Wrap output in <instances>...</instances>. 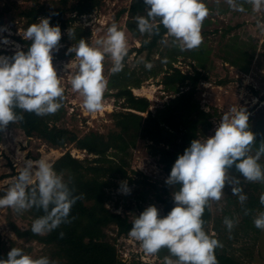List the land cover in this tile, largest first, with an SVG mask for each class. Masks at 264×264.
<instances>
[{"label":"trees","instance_id":"trees-1","mask_svg":"<svg viewBox=\"0 0 264 264\" xmlns=\"http://www.w3.org/2000/svg\"><path fill=\"white\" fill-rule=\"evenodd\" d=\"M101 5V0H50L49 2L28 0L25 5L13 3L15 9L12 12L0 8V27L7 17L24 18L26 28L37 23L41 17H50L52 26L59 25L61 32L68 29L72 33L70 37L67 33L64 39L78 43L79 39L83 38L89 42L90 28L82 25L74 27V24L78 14L92 13ZM206 5L212 15L203 23V36L209 33L205 27L212 21L215 22L214 15L229 9L228 6L226 8L219 6L216 1ZM126 11L128 12L127 29L135 39L139 40V46L129 50L128 57L124 61L125 67L120 73L113 74L109 71L104 96L113 97L115 108L108 112V121L102 123V130L86 131L77 123L71 122L70 119L75 118L77 112L74 109L73 114L68 116L66 89L64 106L56 114L40 117L32 113H23L22 121L8 126L18 127L30 138L37 137L55 149L64 150L72 145L82 151L86 150L87 153L80 159L73 156L68 149L53 161L57 173L69 175L65 180L69 181L74 194L82 196L71 209L69 216L71 223L62 224L56 230L42 236L32 234L30 230L32 224L22 229L11 223L12 230L19 238L42 243L47 251L45 256L53 264H130L120 257L116 241L121 236H129L135 218H131L129 213L125 212L132 211L134 207L132 201H129L124 202L123 213L112 210L108 206L109 202H113L111 190L121 187L122 182L126 181L128 186L135 187L130 194L125 195V198H130L131 194H134L137 203L147 200L152 190L156 201L163 206V213L160 216H167L175 207L172 197L175 189L168 186L165 181L178 156L184 153L193 139H199L208 131V127L202 126L193 115L195 110H199V102L196 99L197 85L202 77H206L198 67L207 68L211 60L212 49L208 48L207 39L203 38L202 45L191 51L165 47L160 43L165 34L162 26L159 36L148 37L141 35L137 30L134 18L137 15H146L144 0H132L130 6L121 9L118 14ZM233 29L234 26L230 24L222 27V36ZM215 31L218 32V29ZM18 38L24 44L22 49L27 51L29 42L23 37ZM257 48L256 42L235 35L226 41L220 49L222 53H219V56L248 73L257 54ZM133 50H136L137 54L145 53L143 59L153 64L151 70H147L143 63H137L141 57L135 65L128 63L129 55ZM70 55L73 56L74 53ZM179 57L196 61L194 69L183 71L176 66ZM259 64L264 68V58H260ZM158 76H161L160 82L169 99L153 109L151 106L154 101L148 96L135 94L133 88H140L145 81ZM248 112L251 130L256 133L258 146L259 142L264 141V106H258L256 103ZM69 121L71 123L68 125ZM1 139L2 132H0V141ZM138 146L143 149L145 155L152 157L155 165L157 164L161 174L164 175L162 178L153 179L142 170L131 169L133 152ZM88 154L96 156L90 157ZM35 158H38V155ZM261 163L264 164V158ZM232 172L239 176L234 167ZM140 186L142 189L139 188ZM241 186L247 196L244 204L232 194L231 186H226L222 200L219 203L214 202L211 209L206 208L203 216L205 230L223 244V248L216 250L218 264L260 263L256 261L257 258L264 261V231L256 228L253 222L259 213L264 212V205L259 202L260 196L264 194V184L245 183L241 178ZM119 206L121 205L117 199L114 207ZM28 212L32 214L33 220L44 214L42 210L35 208ZM226 217L238 221L231 231L223 222ZM212 230L216 233L212 234ZM168 255V250L165 248L156 255L158 260H161L159 262L146 263L135 257L133 262L164 264V257ZM6 258L7 254L2 251L0 245V259Z\"/></svg>","mask_w":264,"mask_h":264},{"label":"clouds","instance_id":"clouds-1","mask_svg":"<svg viewBox=\"0 0 264 264\" xmlns=\"http://www.w3.org/2000/svg\"><path fill=\"white\" fill-rule=\"evenodd\" d=\"M146 15L134 20L141 35L159 36L161 26L165 30L160 43L180 51L198 49L203 43L202 26L210 15L205 0H144ZM217 4L220 0H216ZM239 13L260 16L264 13V0H223ZM248 6V7H246ZM49 18L41 17L27 27L21 35L29 42L27 51L16 45L12 56L0 55V132L10 124L23 120V113L40 117L54 115L66 99L63 77L54 65V54L60 51L62 32L59 25L52 26ZM256 27L264 33V19L256 20ZM8 31L6 27L2 29ZM69 37L72 35L68 31ZM3 44L12 43L7 37ZM148 41H145L147 43ZM75 54L74 74L70 75L71 90L82 97V109L87 113L103 110V97L108 80L104 76L105 59H110L111 73H120L129 54L126 32L116 23L107 28L106 34L89 43L79 39L66 54ZM147 70L153 64L141 57ZM68 68V65H66ZM19 110V111H18ZM250 113L245 107L233 106L226 111L215 135L205 140L193 139L188 148L175 161L165 183L174 188L175 207L161 217L155 205L147 207L136 216L128 235L140 243L147 256H155L162 249L169 255L164 264H218L216 250L223 244L205 230L203 219L206 208L222 200L226 186L241 204L247 200L241 186L245 183L264 184V141L257 146L256 133L251 130ZM233 167L239 176L233 174ZM178 186V188H177ZM121 190L130 194L127 182ZM82 196L74 194L62 173L54 165L41 158L27 160L18 176L0 195V209H10L23 214L33 208L43 215L33 220L34 235L48 234L62 224L71 223V209ZM264 205V194L260 196ZM247 214V212H246ZM224 224L231 231L238 221L225 218ZM256 228L264 231V212L254 219ZM63 235V233H61ZM13 238V236H12ZM0 264H53L47 256L34 258L23 248L13 247Z\"/></svg>","mask_w":264,"mask_h":264},{"label":"rangeland","instance_id":"rangeland-1","mask_svg":"<svg viewBox=\"0 0 264 264\" xmlns=\"http://www.w3.org/2000/svg\"><path fill=\"white\" fill-rule=\"evenodd\" d=\"M27 1L28 0H0V8L12 12L15 9L13 3L17 5H25ZM41 1L49 2L50 0ZM101 1L102 5L96 7L92 13L78 14L74 27L82 25L90 28L89 42L91 44L95 39L103 37L106 34L107 28L110 27L111 24L116 23L121 30L126 32L129 42V50L135 46H139V40L135 39L130 34L126 26L128 12L126 11L123 14H118L121 9L129 7L132 0ZM212 1L216 0H205V3H211ZM219 6H224L226 8L228 5L225 4L223 0H220ZM263 14L264 13H261L260 16L257 17L251 13V10H248L246 13H239L234 12L229 8L225 12H218L215 14L213 18L216 19L215 22L212 21V23L205 27L209 33L203 36V38L207 39L208 48L212 49L210 53L211 60L210 64H208L210 67L200 68L196 65L205 73L206 77H202L197 85L196 99L199 102V110L197 109L193 113L194 117L200 121L202 126L208 127L206 135H202L199 138L202 141L207 139V137L215 135V130L219 126V121L229 108L233 106H241L249 110L250 107L256 103L258 106H264V68L259 64L260 58H264V33H261L256 27V20L258 18L262 19ZM210 15L212 14L210 13ZM227 24L233 25L234 29L225 36H222V27H225ZM24 25V18L17 16L14 19L6 18V21L0 27V55L11 56L14 55L17 50L16 45H19L21 49L24 47L23 42L18 38L22 37L21 35L27 29ZM4 27H6L8 31H3L2 29ZM215 29H218V32L215 31ZM19 33H21V35ZM67 33L68 29L62 32L63 38H61L60 42L62 47L58 53L54 54V65L57 68L58 75L64 76L63 86L68 93V101L66 104L68 116L73 114L72 112H74L73 110L75 109L77 114L75 118L70 119L71 122L77 123L86 131L90 129L102 130V123L108 121V112L115 108L114 99L111 96H104L103 110L94 114L87 113L82 109V97L71 90V86L68 82L70 75L74 74L76 71L74 66L76 62L75 54L71 56L66 53L73 44L77 43L64 39ZM235 35H238L245 40H252L258 44L257 54L248 73L240 70L239 66L237 67L224 61L219 56V53H222L220 49L224 46L226 41ZM5 37L12 41V43L7 45L3 44L2 41ZM259 53H261V55H259ZM144 55L145 53L137 54L136 50H133L129 55L128 63L130 65H135V62L140 57H144ZM186 59L179 57V60L175 65L180 67L183 71H192L195 67L194 63H196V61L192 62L190 58ZM66 65H68V68H66ZM111 67V60L106 58L103 73L106 79ZM160 78L161 76L150 78L145 81L140 88H133L135 94L148 96L154 101V104L151 106L153 109H155L156 105L169 99V96L163 90ZM71 122L69 121L67 124L69 125ZM68 149L73 156L80 159L84 158L87 154L86 150L82 151L72 145L64 148V150ZM64 150L61 148L55 149L37 137L30 138L18 127H7L6 131L2 132V139L0 141V195H3L4 190L18 176L19 171L23 168L27 160L37 161L44 158L53 164V161L60 157L64 153ZM37 155L38 158H35ZM88 156L94 157L96 155L88 154ZM131 167V169L144 171L148 175H151L153 179L159 177L162 178L164 176L161 174L157 164L155 165L152 157L145 155L140 146H138L133 152ZM62 174L64 175V178H69L67 173ZM119 182L120 180H118V183ZM134 187V185L128 186L130 192ZM139 188L142 189V186ZM111 194L113 196V202H109L108 206L116 212L123 213L125 211L123 207L124 202L132 201L131 204L134 209L125 212L129 213L131 218H136V216H139L151 205H155L159 209L160 214L163 213V206L156 201L152 190L147 200L138 201V203L136 196H133L134 194H131L130 198H125V195L127 194L122 192L121 187L112 189ZM117 199H119L121 206L115 208L114 203ZM31 215L30 212L16 214L10 209H0V245L4 253L8 254L13 247H20L34 258L45 256L47 251L42 243L34 240L21 239L11 228V223H14L22 229L28 228L33 222ZM110 233H112V230ZM212 234H214L213 231ZM116 246L118 247L120 257L130 264H134V257L146 263L161 261L160 259L158 260L156 255H145L140 247V243L131 239L129 236L119 237L116 241ZM256 261H259L260 263L254 264H264V261L258 258Z\"/></svg>","mask_w":264,"mask_h":264},{"label":"crops","instance_id":"crops-1","mask_svg":"<svg viewBox=\"0 0 264 264\" xmlns=\"http://www.w3.org/2000/svg\"><path fill=\"white\" fill-rule=\"evenodd\" d=\"M212 231H213L214 233H216L215 230H212Z\"/></svg>","mask_w":264,"mask_h":264}]
</instances>
